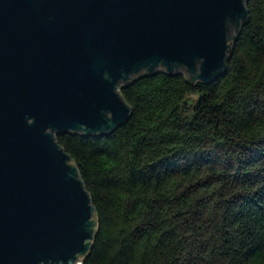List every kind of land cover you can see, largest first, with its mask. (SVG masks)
Returning <instances> with one entry per match:
<instances>
[{
  "label": "water",
  "instance_id": "obj_1",
  "mask_svg": "<svg viewBox=\"0 0 264 264\" xmlns=\"http://www.w3.org/2000/svg\"><path fill=\"white\" fill-rule=\"evenodd\" d=\"M246 1L0 0V264H83L97 220L55 135L124 123L139 74L213 81Z\"/></svg>",
  "mask_w": 264,
  "mask_h": 264
},
{
  "label": "trees",
  "instance_id": "obj_2",
  "mask_svg": "<svg viewBox=\"0 0 264 264\" xmlns=\"http://www.w3.org/2000/svg\"><path fill=\"white\" fill-rule=\"evenodd\" d=\"M245 6L213 81L139 74L124 123L55 135L97 220L83 264H264V0Z\"/></svg>",
  "mask_w": 264,
  "mask_h": 264
},
{
  "label": "rangeland",
  "instance_id": "obj_3",
  "mask_svg": "<svg viewBox=\"0 0 264 264\" xmlns=\"http://www.w3.org/2000/svg\"><path fill=\"white\" fill-rule=\"evenodd\" d=\"M182 72V71H181ZM184 74V72H182ZM185 75V74H184Z\"/></svg>",
  "mask_w": 264,
  "mask_h": 264
}]
</instances>
